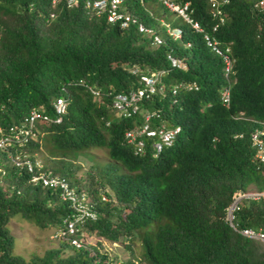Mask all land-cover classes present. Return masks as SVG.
<instances>
[{
  "label": "trees",
  "instance_id": "1",
  "mask_svg": "<svg viewBox=\"0 0 264 264\" xmlns=\"http://www.w3.org/2000/svg\"><path fill=\"white\" fill-rule=\"evenodd\" d=\"M180 1H188L192 18L209 29L215 20L206 0ZM258 1L230 0L220 7L226 21L215 36L223 45L230 43L236 77L225 110L218 99L224 82L220 60L199 33L181 22L180 40L151 46L135 27L118 30L101 14L86 16L84 3L50 9L48 0H0V139L7 143L0 145V264H97L96 257L107 259L95 247L76 250L64 239L28 259L13 253L9 225L14 220L55 230L69 212L59 201L58 186L29 182L24 154L70 180L75 152L88 146L107 147L112 162L108 168L94 167L102 179L90 182L107 185L113 198L98 209L96 221L86 224L91 234L125 246L108 264H264V242L242 236L224 219L235 196L249 187L264 193V163L253 160L248 138L257 124L227 115L242 110L264 121V11L254 7ZM47 11L54 13L52 18ZM185 42L190 47H183ZM170 50L186 62L187 71L170 66ZM132 67L165 69L162 79L170 85L181 80L200 86L198 92L180 95L182 110L165 109L174 111V121L188 131L156 159L137 157L122 145L123 131L135 119L113 115L100 104L109 89L123 93L136 82ZM57 98L65 103L60 115L54 109ZM205 102L211 103L210 118L199 112ZM30 112L39 114L31 124ZM57 116L61 122L55 124ZM100 118H110L109 127L98 125ZM41 126L47 133L40 142ZM239 131L243 136L232 140ZM215 136L236 148L221 153V144L202 146ZM237 206L236 227L264 233V196L242 198ZM135 241L140 244L137 255Z\"/></svg>",
  "mask_w": 264,
  "mask_h": 264
},
{
  "label": "clouds",
  "instance_id": "2",
  "mask_svg": "<svg viewBox=\"0 0 264 264\" xmlns=\"http://www.w3.org/2000/svg\"><path fill=\"white\" fill-rule=\"evenodd\" d=\"M164 1L165 0H117L118 3L116 9L121 17L114 20H109L107 18L109 14V0H48L47 5L49 4L48 7L52 9V7H55L57 5H60L63 8H68L79 3H84L83 8L86 16L90 15L92 13L91 11H94L97 15L101 14L105 17V20L110 25L117 26L118 30L135 27L138 33L142 34L145 37H148V39L150 40L149 44L151 46L166 45L165 41L167 39L171 41L180 40L182 29L178 24L181 22L187 25L189 29L201 35V39L204 42V45L209 49L214 57H217L220 60L222 66L221 75L224 79V82L218 91V99L220 107L228 110L231 105L230 86H232V84H234L236 81L235 72L233 69L235 59L231 54L230 43L224 45L221 44L220 41L216 38L215 33L220 26L224 25L226 21L224 12L220 7L228 4L230 0H213L215 4L214 7L211 6L210 0H206V5L208 6V10L210 11L209 14L215 20L207 30L203 29L199 22L192 18V9L189 7L188 1L169 0L179 7H182L184 3H187L186 12L191 20L190 23L183 20V18L175 11L169 9ZM148 2L157 4L160 8V11H155L150 5H148ZM262 3L263 0H259L257 5H254V7L258 6V12L264 11L261 10V7H264ZM97 5H99L100 7H97ZM212 11L215 13V15H212ZM165 12L171 13L176 17L175 25H173L174 23L170 24L169 21L165 19ZM44 13H46V8L44 9ZM47 13L50 18H52L54 15L52 11H47ZM193 22L197 24V28H194L191 25ZM183 47H190V43H183ZM166 59L169 61L172 68H176L181 71H187L186 62L174 56L172 50H170L169 53L166 54ZM130 72L136 75V82H133L129 88L124 90L123 93H113L112 88L109 89L110 91L107 93V98L103 96V100L100 102V104L113 115L135 119V121H133V126L123 131L122 145L130 147L132 154L137 157L147 156L150 159H156L160 157L162 153L171 150L177 142L181 133L185 135V133L188 131L186 127H183L179 123L174 121V111L172 112V114L171 112L170 114H167L165 109L170 110L172 109V107L176 106L177 110H182L183 107H180V95L184 93L198 92L200 90V86L195 81L188 82L181 80L172 85L167 84L162 79L167 72L165 69L140 70L136 67H132L130 69ZM79 84L84 86L90 93L99 95L95 91V89H93V87L88 83L80 81ZM57 99H60L62 101L61 111H56V101L54 103V109L56 113L60 115V113L63 112L65 103L63 99ZM164 105H166L167 108H165ZM209 108H211V103L205 102L204 105H200L199 112L209 117ZM33 113H35L34 116H32ZM227 115H230V118L236 121L241 120L257 124L256 127L249 130V144L253 149V160L257 161L258 163H264V121L260 119L261 117L247 115L242 110H238L235 113H230ZM38 117V113L30 112L28 116L29 124H31ZM195 118L198 119L199 115H197ZM99 121L96 123L98 125H102L104 128L109 127L111 123L110 118H100ZM52 122L55 124L60 123V116L52 119ZM37 132L40 135L39 139L41 142L47 131L44 126H41ZM105 132L107 133V131ZM106 133L104 135L108 137ZM242 136L243 132H235L231 135V139L236 140L241 138ZM3 143L7 144L5 138L0 139V145H2ZM217 144H221V153L228 152L236 148V146L232 143L230 144L220 142L219 139L216 138V136L211 137L209 141L205 142V144H203L202 146L212 147V145L216 146ZM93 148L103 149L104 151H106V154L108 151V148L105 146H88L79 152H77V150L75 152L76 158H90V156L86 154V152L88 150H92ZM29 156V154H24L23 156L26 169L30 172L29 182L34 183V181H31V177L37 176L41 172L43 174H47L48 177H56L58 183L54 187L58 186V188L60 189L59 201L65 202L69 209L68 214L60 219V226L55 230H50L48 234L49 239H51L53 242L57 241L58 239H64L68 241L69 245L76 250L95 247L99 251L100 255H107V259L104 261H101L96 257L94 263L96 262L97 264H108L111 258L113 259L116 256H120L121 254L119 253V250L124 249V245H122L118 241L110 242L111 244H115L113 246V249L116 246H118L119 248L112 257L109 255L113 251L109 249L112 246H110L109 244L106 245L103 242H109L110 240L98 234H91L86 226L88 222L97 220V215L99 212L98 209L105 202L113 198L111 197V194L110 197L107 195V185L103 184L102 187L93 185L90 182L92 178L102 179L101 172L99 173V171H97L96 169V171L90 172V170L88 169H91L92 167L108 168L109 164L112 163L111 160L107 157V160L100 164H95L93 166L88 165V167L82 168V165L76 161V158H74L71 162L73 163L72 167L75 170V173L71 174V178L70 180H68L65 176L58 174L57 172L55 173L49 168L43 169L41 167L42 162L40 164V160L31 161L29 159ZM91 160L92 158H90L88 162L92 163ZM36 183H40L42 185L40 180H38L34 184ZM254 190L255 189L249 187L242 194L235 196L229 206L225 209L224 219L225 222L234 231L240 233L242 236L252 239H258L261 242H264V233L260 230L253 231L250 228L239 229L233 222V212L238 209V202L242 198H256L260 195L264 196V193H259ZM69 223H71V225H69ZM257 233L263 234V238H259L257 236ZM95 236L102 237V241H97L95 243L94 241H86V238ZM118 243L121 245H118ZM104 247H108V249L103 250ZM133 247L136 249V253L133 255H137L140 248L138 250L136 244H134Z\"/></svg>",
  "mask_w": 264,
  "mask_h": 264
},
{
  "label": "rangeland",
  "instance_id": "3",
  "mask_svg": "<svg viewBox=\"0 0 264 264\" xmlns=\"http://www.w3.org/2000/svg\"><path fill=\"white\" fill-rule=\"evenodd\" d=\"M148 5H150L155 11H160V8L157 4L148 2ZM164 17L167 21H169L170 24L175 22V16L171 13L165 12ZM45 148L44 145H42V149ZM94 149V148H93ZM88 150L86 154L92 158V163H89L88 160L90 158L84 157H78L76 158V161L82 165V168L88 167V165H95L100 164L107 160V154L106 151L103 149H94V150ZM71 156V154H69ZM59 159V156H58ZM81 160V161H80ZM86 160V161H84ZM90 172L96 171L94 167H92ZM10 232L15 237V243L13 247V253L22 255L24 258L28 259L31 257V255H41L44 250L48 247H58L57 241L53 242L48 239V234L51 230L49 227L45 228H38L36 226L27 224L23 221L14 220L13 223L9 225ZM11 234V235H12ZM87 242H101L102 237L95 236V237H88L86 238ZM106 245L112 246L109 248L110 250H113L109 255L113 257V255L118 251V246H116L113 249V246L115 244H111L110 242L103 241ZM133 242V241H132ZM136 242V241H135ZM117 245V243H116ZM118 245H121L118 243ZM136 246L138 247V250L140 248L139 242H136ZM108 247H104L103 250H107ZM68 253V250L64 252V255ZM91 254V253H90Z\"/></svg>",
  "mask_w": 264,
  "mask_h": 264
},
{
  "label": "built area",
  "instance_id": "4",
  "mask_svg": "<svg viewBox=\"0 0 264 264\" xmlns=\"http://www.w3.org/2000/svg\"><path fill=\"white\" fill-rule=\"evenodd\" d=\"M211 1V6L214 7L215 4H214V1L213 0H210ZM166 6L175 11L178 15H180L183 20L187 21V22H191L190 18L188 17L187 15V3H184L182 7H179L177 6L175 3H173L172 1H169V0H165L164 1ZM117 0H109L108 2V16L107 18L109 20H114V19H118L121 17V15L117 12ZM97 7H100L99 5H97ZM218 12V11H216ZM212 15H215V13L212 11ZM123 24V23H122ZM194 28H197V24L195 22H193L191 24ZM61 106H62V101L60 99H57L56 100V104H55V108H56V111L57 112H60L61 111ZM35 113L32 114V116H34ZM30 169V168H29ZM38 180L41 181L42 185H49V186H55L57 183H58V180L56 177H48L47 174H43L42 172L40 174H38L37 176H32L31 177V181H34L37 182ZM69 225H71V223H69ZM257 236L259 238H263V234L261 233H257Z\"/></svg>",
  "mask_w": 264,
  "mask_h": 264
}]
</instances>
